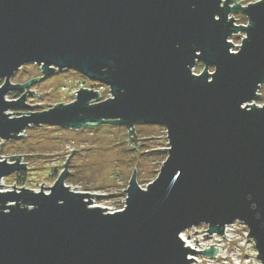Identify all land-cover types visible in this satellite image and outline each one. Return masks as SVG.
<instances>
[{"label":"water","instance_id":"obj_1","mask_svg":"<svg viewBox=\"0 0 264 264\" xmlns=\"http://www.w3.org/2000/svg\"><path fill=\"white\" fill-rule=\"evenodd\" d=\"M237 13L246 25L236 24ZM240 32L235 52L231 36ZM32 63L43 76L13 83ZM66 69L110 87L109 99L94 102L100 90L81 87L73 102L8 112L30 109L32 85ZM0 79V139L20 140L32 125L100 123L124 125L136 148V124L162 126L169 138L159 175L143 188L135 168L119 211L93 205L105 194L65 184L72 154L48 193L42 185L0 190V264H193L192 255L214 258L218 248L196 250L180 234L207 224L225 236L236 221L264 264V104L255 102L264 84V0H0ZM21 156H0V187L28 168Z\"/></svg>","mask_w":264,"mask_h":264},{"label":"rangeland","instance_id":"obj_2","mask_svg":"<svg viewBox=\"0 0 264 264\" xmlns=\"http://www.w3.org/2000/svg\"><path fill=\"white\" fill-rule=\"evenodd\" d=\"M236 1L248 5L249 2L259 0ZM234 17L237 25L248 23L247 17L241 13L234 14ZM244 36V32L231 36L233 51H239L237 46L242 43ZM203 69L204 63L199 61L193 72L200 74ZM210 71H213L212 67ZM42 76L41 67L32 63L23 65L11 79L13 83L21 84ZM4 82L5 79H0V86ZM81 87L100 90L101 98L94 102L107 100L111 95L110 87L86 78L77 70L66 69L32 85L30 91L34 90L37 94L28 93L25 99L31 106L30 109L21 110L16 107L8 112L15 117L30 116L31 113L50 109L57 103L73 102L76 100V91ZM259 91L260 97L255 102L263 106L264 84ZM25 92L23 89L12 90L6 99L17 100ZM135 129L138 148L135 147L134 140H129V130L124 125L112 123L89 125L78 130L49 124L32 125L23 131L26 136L20 140L0 139L1 160L13 162V155H23L21 162L28 167L4 176L1 182L4 186L0 190L13 191L15 188L12 186H15L19 191L22 187L39 191L42 185L48 193L50 186L55 184L64 171L65 166L62 165L72 154L65 184L79 192L105 194L94 198L93 205L109 208V212L122 210L127 199L124 189L128 188L134 169L136 168L138 183L146 188L159 175L168 156L166 148L169 147V138L166 128L143 123L136 124ZM207 229L208 225L202 224L184 232L185 239L196 250L202 251L205 246L216 244L221 249L214 259L197 255L200 259L198 264H262L257 256L256 244L253 239H247L249 229L245 223L236 221L228 227L229 231L225 236L207 235Z\"/></svg>","mask_w":264,"mask_h":264},{"label":"built area","instance_id":"obj_3","mask_svg":"<svg viewBox=\"0 0 264 264\" xmlns=\"http://www.w3.org/2000/svg\"><path fill=\"white\" fill-rule=\"evenodd\" d=\"M230 226H232V225H230ZM229 227V226H228ZM228 227L226 228V231H225V233L227 232V231H229L228 230ZM194 228V227H193ZM185 232V231H184ZM184 232H182L181 234H180V236L184 239V241H185V243H186V245L187 244H189L188 242H187V240L185 239V236H184ZM224 233V234H225ZM215 234V233H214ZM207 235H211V234H209V232H208V229H207ZM213 236V235H212ZM196 242V241H195ZM198 245V244H197ZM188 246V245H187ZM214 247H216V248H218L216 245H214ZM206 248H211V245H207V246H205V248L204 249H206ZM203 251V250H202ZM217 254H219V250H218V253ZM217 254L215 255V256H217ZM214 256V257H215ZM207 257H209V256H207ZM210 258H212V257H210ZM214 259V258H213ZM261 261V260H260Z\"/></svg>","mask_w":264,"mask_h":264},{"label":"bare ground","instance_id":"obj_4","mask_svg":"<svg viewBox=\"0 0 264 264\" xmlns=\"http://www.w3.org/2000/svg\"><path fill=\"white\" fill-rule=\"evenodd\" d=\"M2 185H3V183H1ZM2 187V186H1ZM228 232V231H227ZM226 232V233H227ZM198 241V240H197ZM189 247H191V248H195V247H193V245H192V243H190V244H187ZM218 247V246H217ZM196 249V248H195ZM218 250H219V252L221 251V249H220V247H218ZM195 258L196 260H194V262H193V264H198L199 262H200V259H199V257H197V255H192L191 256V258Z\"/></svg>","mask_w":264,"mask_h":264}]
</instances>
